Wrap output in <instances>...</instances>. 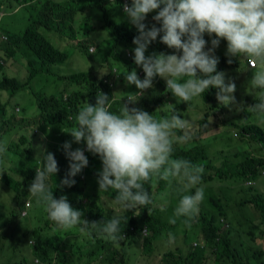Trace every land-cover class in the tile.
Returning a JSON list of instances; mask_svg holds the SVG:
<instances>
[{
	"label": "trees",
	"instance_id": "trees-1",
	"mask_svg": "<svg viewBox=\"0 0 264 264\" xmlns=\"http://www.w3.org/2000/svg\"><path fill=\"white\" fill-rule=\"evenodd\" d=\"M10 4H14L16 8H25L28 13L30 7L34 8L33 14L29 15V28L19 36L11 38L7 31L0 29L1 50L13 59L16 57L14 50L24 51L26 57L30 59L28 80L23 84L5 72L4 62L6 61L0 54V143L5 140L8 147L13 142L11 149L15 153V158L11 162L1 163L0 167V183L7 190L14 204L9 212L8 222L0 225V230L4 228L0 233V253L5 250L6 241L13 237L12 232L18 227L22 219L21 213L26 209V205L27 208L30 207L28 201L33 204V207L36 204L35 198L30 196L29 187L36 176V169L42 167V159L34 158L33 147L37 140L43 143L38 136L39 132L48 140L47 144H43L47 146L46 153H53L58 164V172L46 181L54 198L66 196L72 207L83 213L82 219L89 222L107 221L114 215H119L121 224L118 235L123 239L117 242L106 240L95 230L81 234L78 227L69 230L59 229L48 218L44 206L36 204L38 209L35 212L32 211L30 216H34L38 222L30 235H26L24 240L23 238L18 240V243L23 242L27 245L29 239H33L34 242L31 241L27 246L30 247L31 252L27 251L20 259L9 260L8 264H75L76 262L130 264L133 260L137 264H264V251L253 245L257 239L264 238V224L255 225L252 220L242 223L229 214L225 204L231 198H235L236 194L234 195L232 190L217 185L219 194L214 197V188L209 189L207 186V183L212 180H205L209 173L208 157L204 147L199 145L200 140L207 138L222 126L240 128L245 136L258 143L255 150L259 155L252 154L246 165L242 163L234 166L232 170L226 162L221 167H212L214 176L210 178L235 180L236 183L258 182L264 176V129L255 122V119H250L252 113L245 110L248 106H254L259 102L258 99L251 103L245 101L244 107H240L236 115L232 112L229 114L228 107L223 108L221 112L223 116L218 118L214 111L220 110L222 106L216 103L208 90L201 96L207 104V111L199 120L201 129L196 123L188 124L187 131L191 136L188 142L192 143L174 144V159H186L192 165L203 168L201 182L197 187H203L205 196L199 205L198 212L202 216L198 221L192 217L189 226L183 222L185 218L181 217L175 224L169 223V218L173 217L174 209L181 196L189 194L180 192L178 202L172 207H166L169 201L165 198H158L180 187L176 179L168 182L154 178L152 181L145 182L144 188L149 192L152 204L142 206L138 210L125 211L112 202L117 195L116 192L112 190L99 192L97 173L102 170V162L98 156L87 151L86 142L80 144L73 142L72 150L83 149L89 160L88 166L74 178L76 181L74 186L65 187L61 184L69 171L70 163L62 146L66 141L73 140L62 130L70 131L77 126L75 117L78 110L85 102L95 106L98 92L107 94L110 100L116 93L111 101L110 110L113 112H118L122 104H128L127 94L137 93L138 89L134 91L130 89L123 74L119 75L122 70L125 73L135 70L138 77L141 80L144 79L145 74L142 68L134 62L133 39L138 35V31L130 24L123 12V1L7 0L6 5ZM90 10L98 12L99 15L96 16L93 13L83 18L82 14H88ZM114 13L115 17H113ZM93 17L104 20L108 37L100 39L96 36L95 29L90 27ZM155 22L145 21L149 28L155 25ZM156 27L159 28L161 25L157 24ZM39 28H44L42 35ZM45 31L55 38L70 40L76 48L78 46L91 61L92 67L89 72L75 73L60 79L65 81L62 87H58L60 91L51 94L32 91L33 111L25 115V110L22 108L21 114L24 116L19 117L14 112L18 104L10 105L12 98L39 75L48 73L51 66L68 59L67 53L56 48L46 38ZM2 32L6 40L2 38ZM97 38L100 39L98 42ZM204 39L208 40L207 34ZM98 50L101 51L102 56L96 59L94 55ZM153 52L182 55V51L169 49L161 43L160 37L150 44L146 55H151ZM113 60L123 66L115 67ZM106 72L107 74L104 75ZM161 84L162 79L156 77L152 88L145 90L143 96L136 97L138 102L134 105L129 104V107H137L149 114L159 109L158 112L162 114L157 119L167 117L165 111L174 109L168 106L173 97L168 96L165 91L167 88H163ZM257 91L259 93L258 89ZM121 92H127V94L122 97L119 95ZM5 93H8L7 100H5ZM243 109L247 119L238 123ZM210 117L213 118V122L208 125ZM30 129L31 131H28ZM19 134V138H15V135ZM177 134L183 135V131H178ZM2 171H6V174ZM261 185V188H264V181ZM241 187L242 184H240ZM253 189L255 187H250V190ZM241 190L244 189L241 188ZM192 191L194 192L195 189ZM248 205L253 206L258 214H264V193L256 192L240 202H233L229 208L239 209ZM148 210L151 211V216ZM261 218L264 222V217ZM197 225L200 227L196 230ZM238 225L247 227V231L242 232L240 228H237ZM145 228L148 231L146 235H142ZM189 230L192 233H189ZM168 233H172L174 237L171 241H169ZM244 233L247 240L242 238ZM131 250L134 254L132 258H129L128 252ZM0 264L6 263L0 262Z\"/></svg>",
	"mask_w": 264,
	"mask_h": 264
},
{
	"label": "clouds",
	"instance_id": "clouds-1",
	"mask_svg": "<svg viewBox=\"0 0 264 264\" xmlns=\"http://www.w3.org/2000/svg\"><path fill=\"white\" fill-rule=\"evenodd\" d=\"M123 12L138 31L133 39L134 62L142 68L144 79L141 80L135 70L127 71L123 74L126 83L139 89L137 93L127 94L128 104H122L118 112H113L110 110L111 101L116 93L110 100L107 94L98 92L95 106L85 102L78 110L77 126L70 131L62 130L73 140L62 146L70 163L61 184L74 186V178L88 166L84 150H72L73 142H86L87 151L102 162V170L97 173L99 192L112 190L117 193L113 204L125 211L138 210L153 202L144 188L145 182L154 178L168 182L176 179L180 185L178 191L189 194L181 196L169 223L175 224L178 218L184 217L183 222L190 226L189 221L198 212L205 196L203 187H197L203 168L186 159L173 158L174 144L191 140L187 131L189 122L181 119L175 108L170 117L157 119L154 114L129 107V104H136V97L143 96L145 90L152 88L154 79L160 77L178 103L189 105L194 98L215 88L218 89L216 99L221 104L234 105L236 85L232 81L225 82V73L217 71L219 60L213 54L221 40H225L229 64L232 63L231 57H238L256 69L249 86L259 90V102L246 110L264 116V0H131L130 5L123 6ZM152 12H157L153 20L161 27L146 25L145 20ZM205 34L215 37L208 52L204 51ZM158 37L169 49L182 51V55L155 52L146 55L150 44ZM178 131H183V135H178ZM234 136L240 137L237 132ZM245 139L251 138L246 136ZM6 151V143H0V154ZM250 157L251 152L245 154L242 163L246 165ZM238 158H241L240 154ZM41 159L42 167L36 169L29 187L30 196L35 198L38 206H44L48 218L59 229L78 227L81 234L95 230L106 240L117 242L123 239L118 235L119 215L107 221L89 222L82 219L83 213L74 209L66 196L54 198L46 181L58 172V164L50 152L43 154ZM244 185L250 190L259 183L245 181ZM148 214L151 216L150 210ZM147 231L145 228L142 235ZM168 237L169 241L174 239L172 233H168Z\"/></svg>",
	"mask_w": 264,
	"mask_h": 264
},
{
	"label": "rangeland",
	"instance_id": "rangeland-1",
	"mask_svg": "<svg viewBox=\"0 0 264 264\" xmlns=\"http://www.w3.org/2000/svg\"><path fill=\"white\" fill-rule=\"evenodd\" d=\"M58 1H65V0H58ZM7 0H0V29L7 31L9 33V36L11 38H14L15 36H19L23 32H25L30 24H29V15L33 14V8L28 5L29 13L25 8H19L15 7L14 4H10L9 6L6 5ZM2 5V6H1ZM15 8V9H14ZM91 12V13H90ZM95 14L96 16L99 15L98 12L90 10L88 14H82V17H86L87 15ZM157 14V12L150 13L146 21L151 22L154 21L153 17ZM99 19H96V17H93V22L90 25L93 29H95L96 36H99L100 39L102 37H108V31L105 30V22L102 18L98 17ZM90 20V18H89ZM85 28H89V26H85ZM44 28H39V32L41 35L43 34ZM80 32V31H79ZM46 38L51 41L54 46L61 51L67 53L68 59L65 62L59 63L57 65L51 66L49 68V72L45 74L39 75L36 79L29 82L19 93H17L11 100L10 105L13 106L15 104L16 108L14 112L17 114V116L21 117V115L24 116V114H30V112L33 111L31 108L32 102H33V96L31 95V92H44L46 94H51L56 91H60L58 87H62L63 84H65V81H62L63 77H69L75 73H84L89 72V70L92 67L91 61L88 59V57L81 51V49L77 46V48L72 45V42L68 39H62L60 37L55 38V36H51L48 32H44ZM3 36V32H2ZM5 36V35H4ZM80 36V35H79ZM6 37V36H5ZM215 37H210L209 40L206 43V47L204 49L205 52H208L211 49V40ZM80 39L83 40L80 36ZM97 42L100 40L97 38ZM92 44V43H91ZM93 47V46H92ZM173 50V49H172ZM16 53V57L9 58L4 51L1 50L0 46V54L5 59L4 60V69L5 72L13 77L18 79L21 83H26L29 76V66L28 62L30 59L26 57V54L24 51L20 50H14ZM227 52V41L221 40L220 45L217 49L214 50L215 57L218 58L219 63L217 65V71L218 72H224L225 73V82L228 83L229 81H232L236 85V91L234 93L236 103L234 105H228L225 106L221 104L217 99V91L218 89L211 88L209 89L210 94L212 97H214V100L217 104H220L222 107L220 110H215L214 113L217 115L218 118H221L223 116L222 109L223 108H229V114L232 112L234 115H236V111H239L238 109L240 107H244V102L248 101L251 103L253 100H255L258 96L257 89H253L249 86V81L253 78V75L246 74L242 71L241 64L242 59L238 57H231L232 63H228L229 57L226 55ZM133 53V52H131ZM102 53L100 50L95 52L94 57L96 59L101 58ZM113 65L115 67L123 66V64H118L116 61H112ZM238 63V64H237ZM125 72L120 73L124 74ZM107 72L104 74L106 75ZM102 75V76H104ZM101 76V77H102ZM125 79V78H124ZM127 84V83H126ZM163 88L164 86V80L162 79ZM131 90H136L135 85L129 86ZM166 93L169 97H173V95L165 89ZM139 92V89L136 91ZM127 94V92H121L119 95L124 97ZM8 93H5V100H7ZM169 108H175L177 109V113L179 114L181 119L187 120L188 124L195 125L198 124V126L201 129V126L199 124V120L203 118L205 112L207 111V104L203 97H196L192 101L189 102V105L187 103H178L177 100L173 97L172 102L169 103ZM250 107V106H248ZM247 107V108H248ZM22 108L25 110L24 114H21ZM246 108V109H247ZM19 109V111L17 110ZM21 109V111H20ZM245 109V110H246ZM245 110L243 109L242 114L240 115L239 122L242 123L247 119V114L245 113ZM167 111V112H166ZM166 116L170 117L173 110H166ZM150 114H154L156 118H158L162 113L158 111H153ZM250 119H255V122L261 126L262 129H264V116H258L251 114ZM213 122V118H209L208 125H210ZM205 127V126H204ZM28 131H31L28 130ZM32 132L35 133L34 130ZM239 133L240 137L237 138L234 136L235 133ZM19 135H15V138H19ZM39 138L42 139L43 143L39 140H37L34 147V158L38 159L41 158L43 154L46 153L47 146L43 144H47L48 140L47 138L42 135L40 132L38 133ZM14 138V136H13ZM246 136L242 133L240 128H236L234 126H222L218 131H215L213 134L208 136L207 138L200 140L199 145L203 146L206 155L208 157V175L206 176L205 180H212L207 183V186L209 189L214 188V197L219 194L218 186L226 187L233 191L234 195L236 194L235 198H231L228 203L225 204L227 207V210L231 216H235L237 220H239L242 223H245L246 220H252L256 224H264L261 217H264L263 213H259L253 208V206L248 205L245 208H239V209H231L229 206L233 202H240L242 199H246L248 196L254 195L256 192H262L264 193V188H261L260 183L264 181V177L259 179V186L256 187L254 190L250 191L247 190L243 183H235V180H219L218 178L211 179L210 176H214V173L212 171V167H221L222 164L226 161L227 165L230 167L229 169H233L234 167V160L231 158V155L233 152H237L240 154V157L244 156L247 153L251 152V148H255L258 143L256 141H253L252 139H245ZM200 139V138H199ZM2 143H6L4 140ZM192 142L187 143H178L179 145L184 144H190ZM11 146H13V142L10 146L7 147V151L4 154H0V167L1 163H6V161H12L15 158V153L11 149ZM39 155V156H38ZM4 174H6V171H2ZM1 174V171H0ZM226 181V182H223ZM240 184H242V187L244 189V192L241 191ZM175 191H171L168 193H165L163 195H160L158 198H165L169 201L168 205L166 207H172L175 206L178 202V196L180 192L177 188L174 189ZM30 203V207L27 208L24 211H27V215L23 216L22 212L18 227L12 232L13 237L10 240L6 241V247L5 250H3L0 253V262L8 264L9 260H16L23 257V254L27 251L31 252L30 247L28 248V244L33 239H29L28 244L24 245L23 242H19L18 240L20 238H23L26 235H30L36 226L38 219L34 218V216H30V213L32 211H36L38 209L37 205L33 207V204ZM27 203V204H28ZM14 207L13 202L11 201L9 194L7 190L1 185L0 183V225L6 224L9 220V212ZM33 207V208H32ZM201 214L197 212L195 215H193V218L195 221H198L201 218ZM198 223V222H197ZM54 226V225H52ZM196 230L197 227H200L199 225L195 226ZM237 228H240V230L243 232L247 231V227H242L240 225L237 226ZM1 228L0 233L3 231ZM10 230V229H9ZM262 232V231H260ZM54 234V232H52ZM189 233H192L191 230H189ZM242 238L247 240L245 233L242 235ZM256 247L261 248L264 251V238L257 239V242L253 244ZM250 247H252V244L250 243ZM129 258L133 257L134 252L131 250L128 252ZM31 256V254H30ZM75 264H80L76 262ZM130 264H137L136 261H131Z\"/></svg>",
	"mask_w": 264,
	"mask_h": 264
},
{
	"label": "crops",
	"instance_id": "crops-1",
	"mask_svg": "<svg viewBox=\"0 0 264 264\" xmlns=\"http://www.w3.org/2000/svg\"><path fill=\"white\" fill-rule=\"evenodd\" d=\"M15 9V8H14ZM18 9V8H17ZM155 13V12H154ZM116 15H115V13H114V15H113V17H115ZM146 21V20H145ZM158 23L157 22H155V26L157 25ZM209 38H210V36H208V40H209ZM207 40V41H208ZM206 41V42H207ZM242 59V58H241ZM258 67H259V65H258ZM241 68H242V71L244 72V73H246V74H254V71L256 70L255 68L253 69V68H250L249 66H248V64H247V60H245V59H242V64H241ZM157 79H159V78H157ZM235 135V134H234ZM251 154H253L254 156H256V155H259L258 154V152L255 150V148H251ZM238 156H239V153H234L233 154V157H234V164L235 165H239L240 163H242L243 162V157L244 156H242L241 158H238ZM251 159V157L249 158V160ZM259 182V181H258ZM263 183V181L260 183V184H262Z\"/></svg>",
	"mask_w": 264,
	"mask_h": 264
},
{
	"label": "built area",
	"instance_id": "built-area-1",
	"mask_svg": "<svg viewBox=\"0 0 264 264\" xmlns=\"http://www.w3.org/2000/svg\"><path fill=\"white\" fill-rule=\"evenodd\" d=\"M110 1H114V0H110ZM122 1H123V4H124V5H125V4H129V5H130V0H122ZM2 38L6 40V37H5V36H2ZM247 64H248V62H247ZM248 66H249L250 68H252L251 65L248 64ZM256 68H258V65L256 66ZM28 206H29V205H28ZM22 215H23V216H26V215H27V211H24V212L22 213ZM144 235H146V234H144Z\"/></svg>",
	"mask_w": 264,
	"mask_h": 264
}]
</instances>
